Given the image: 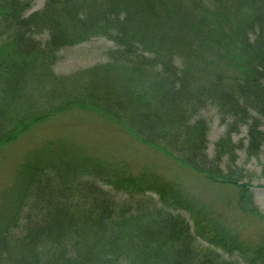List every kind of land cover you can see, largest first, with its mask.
I'll return each mask as SVG.
<instances>
[{"label": "trees", "instance_id": "trees-1", "mask_svg": "<svg viewBox=\"0 0 264 264\" xmlns=\"http://www.w3.org/2000/svg\"><path fill=\"white\" fill-rule=\"evenodd\" d=\"M35 1L0 0V147L68 110L91 111L236 189L238 209L264 223L236 167L243 153L264 173V0H47L27 15ZM98 37L115 45L106 63L54 72L61 50ZM208 108L227 127L213 158ZM148 193L160 207L115 198ZM2 197L0 264H237L219 251L264 264V238L231 234L154 172L64 145L33 155Z\"/></svg>", "mask_w": 264, "mask_h": 264}, {"label": "rangeland", "instance_id": "rangeland-1", "mask_svg": "<svg viewBox=\"0 0 264 264\" xmlns=\"http://www.w3.org/2000/svg\"><path fill=\"white\" fill-rule=\"evenodd\" d=\"M46 1L36 0L27 15L41 12ZM114 48V43L103 37L65 48L58 54L54 72L58 75H72L106 63L108 52ZM201 116L210 122L208 153L213 158L215 145L225 136L227 127L221 124L220 117L213 108L203 111ZM247 136V129L243 128L233 138L238 142L246 139ZM50 145H64L69 151L75 150L110 164L121 165L133 175L144 171L154 172L164 181L182 189L185 196L198 200L206 207L208 215L212 219H219L231 234L257 244L264 238V226L262 227L264 223L244 215L238 209L236 189L210 181L201 174L174 162L162 151L143 143L101 114L76 109L68 110L45 123L35 125L0 147V214L9 206L8 200L2 195L15 185L20 168L33 155ZM236 167L245 171L247 175L245 181L251 183V192L256 205L264 215L263 167L257 160L248 161L243 153H238ZM115 198L120 202L133 204H137L140 200H151L161 206L159 198L150 193L132 199L126 195L115 194ZM182 215L189 219L188 214L182 213ZM200 244L207 246L201 241ZM219 252L225 261L243 264L240 263L241 258L237 254L227 255L224 251Z\"/></svg>", "mask_w": 264, "mask_h": 264}]
</instances>
